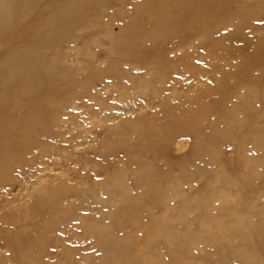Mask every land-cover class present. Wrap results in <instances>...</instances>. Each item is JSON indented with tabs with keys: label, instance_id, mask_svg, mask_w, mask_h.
I'll use <instances>...</instances> for the list:
<instances>
[{
	"label": "rangeland",
	"instance_id": "rangeland-1",
	"mask_svg": "<svg viewBox=\"0 0 264 264\" xmlns=\"http://www.w3.org/2000/svg\"><path fill=\"white\" fill-rule=\"evenodd\" d=\"M222 1L177 25L161 18L194 1L0 0V67L29 62L0 94V132L21 131L25 105L53 129L0 182V264H264L243 105L249 84L264 113V0ZM113 210L122 241L101 250L83 226Z\"/></svg>",
	"mask_w": 264,
	"mask_h": 264
},
{
	"label": "bare ground",
	"instance_id": "bare-ground-1",
	"mask_svg": "<svg viewBox=\"0 0 264 264\" xmlns=\"http://www.w3.org/2000/svg\"><path fill=\"white\" fill-rule=\"evenodd\" d=\"M24 5V10L28 11V1L29 0H21ZM195 2V5H188L183 10L174 11L166 16H163L161 19L163 23L168 24L171 20H174L177 25L182 24L187 14H190L193 18L202 17L203 13L206 11H213L219 5L223 4L222 0H192ZM150 2L155 3L156 0H150ZM206 10V11H204ZM8 15V6L0 5V14ZM260 54L257 59L254 57L253 60L261 61L264 59V46L259 48ZM255 55V54H254ZM258 56V55H257ZM253 57V56H252ZM250 60V59H249ZM251 61L250 63H252ZM29 63L25 57L21 55H15L11 62L5 63L3 66L0 67V94L1 92L9 93L13 91V89H23L24 84L27 80H23L20 83H16L12 89H10V84L16 82L22 73H19L17 67L19 64ZM13 85V84H12ZM247 91L243 98V105H244V115L248 118L245 119V126L247 129L254 130L253 135H248L247 142L251 151L260 150L264 155V124L259 125L257 119H261L264 116V113L261 112V100L251 98L250 95L254 90L253 86H249L247 84ZM251 91V92H250ZM264 102V100H263ZM26 109H23L24 113L21 114V117L17 119V123L15 124L17 128L21 131L13 132L11 131L9 135H4V132H0V182L7 181L9 179V173L13 169L11 166L15 159H18V155L23 152V150L34 144L36 142L41 141L39 137H46L52 132V126L47 125L45 120L46 112L39 106H32L28 107L25 105ZM263 113V114H262ZM258 126V127H257ZM150 130V129H148ZM215 135V134H214ZM213 133L210 137L214 138ZM195 151L190 153L191 156L194 155ZM251 155V154H250ZM264 172V168L261 170ZM45 196L46 199L53 198L52 193H46L41 198ZM93 194L91 193L90 196L87 198L90 201H94L92 197ZM87 197V195H86ZM114 212V219H109L107 222L101 223H89L86 222L85 226H83L86 235H89L97 240L100 244V249L102 250L106 245L110 242H114L118 244L122 241V239H116L114 235L111 233L117 231V228H121V224L123 223V219L120 217V210ZM115 217L116 220H115ZM237 218V217H236ZM239 220H243V218H237ZM242 223H247L246 221H242ZM247 231L245 225H241L236 228L237 235L239 237H243ZM62 239V238H61Z\"/></svg>",
	"mask_w": 264,
	"mask_h": 264
}]
</instances>
